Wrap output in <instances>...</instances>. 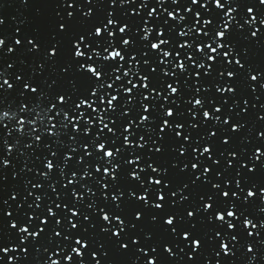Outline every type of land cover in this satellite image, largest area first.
<instances>
[{"label":"snow or ice","instance_id":"snow-or-ice-1","mask_svg":"<svg viewBox=\"0 0 264 264\" xmlns=\"http://www.w3.org/2000/svg\"><path fill=\"white\" fill-rule=\"evenodd\" d=\"M0 264H264V0H0Z\"/></svg>","mask_w":264,"mask_h":264},{"label":"water","instance_id":"water-1","mask_svg":"<svg viewBox=\"0 0 264 264\" xmlns=\"http://www.w3.org/2000/svg\"><path fill=\"white\" fill-rule=\"evenodd\" d=\"M250 2H251V3H256V2H257V0H250Z\"/></svg>","mask_w":264,"mask_h":264}]
</instances>
